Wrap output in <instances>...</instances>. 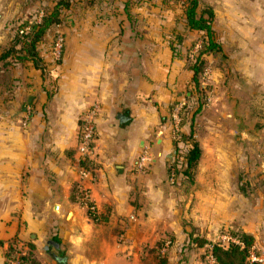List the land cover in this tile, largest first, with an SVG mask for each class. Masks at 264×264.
Masks as SVG:
<instances>
[{
  "label": "crops",
  "instance_id": "obj_1",
  "mask_svg": "<svg viewBox=\"0 0 264 264\" xmlns=\"http://www.w3.org/2000/svg\"><path fill=\"white\" fill-rule=\"evenodd\" d=\"M224 2L230 26L218 25L221 51L206 56L209 100L181 127L193 131L200 155L192 179L174 184L166 168L171 108L199 95L185 50L172 51L160 17L140 18L136 29L124 5L108 16L87 9L50 28L37 45L40 61L7 58L13 86L0 93V264L10 241L38 264H203L205 244L225 231L250 237L264 264V0ZM32 4L41 1L0 0V43L8 21L26 18ZM56 28L65 35L62 55L44 69ZM95 103L92 178L81 182L92 216L75 188L81 116ZM146 148L152 159L138 172Z\"/></svg>",
  "mask_w": 264,
  "mask_h": 264
},
{
  "label": "trees",
  "instance_id": "obj_2",
  "mask_svg": "<svg viewBox=\"0 0 264 264\" xmlns=\"http://www.w3.org/2000/svg\"><path fill=\"white\" fill-rule=\"evenodd\" d=\"M97 1L100 0H56L51 9L42 15L39 22L29 25L30 27L28 30H23L22 32H20V30L25 27V23H20L13 38L11 39L10 45L0 54V61H2L5 66V69L3 71H0V93H2L3 95V92H5L6 95H9V93H11L12 91L13 79L9 70L6 69V67L8 66V62L6 61L7 58H15L18 61H24L28 59L27 56L29 55L31 56L30 58L34 63L40 61L38 57L37 45L43 40V38L46 36L53 25H58L62 22V11L72 9L75 4H82L83 8H89L93 6ZM169 1H172V3H178L177 1L182 3V16L186 24L185 26L189 30L203 32V36L200 40L199 48L197 50V55L190 65L193 70L194 87L199 94L202 91V87L198 80V74L203 69L206 56L221 51V44L216 40L215 31L212 26L214 20V11L209 5L201 7L200 0H163L162 3H168L170 6L171 3ZM27 25L28 23L26 22V26ZM63 36L65 39L64 33ZM51 41L53 42V39ZM170 47L175 53V44L170 43ZM57 64L58 61H54L51 57L49 63H44L43 66L44 69H49L51 65ZM172 144L173 149L178 154L177 160L180 161V166L178 167L176 165V172L181 176L186 175L188 178H190L194 172L196 162L200 155L199 146L193 138V131L191 130L189 134H185L181 130L180 141L178 142V144L172 141ZM238 235L244 242V247L231 245L227 249H223L220 247L214 248V252L219 263L231 264L232 260L226 262L224 259H221L218 253L227 257L240 255L239 264L243 263V260L246 256L247 247L251 245V239L250 237L243 234L238 233ZM11 252L12 251L9 249L7 252V256L11 255ZM27 259L29 260V264H38L36 261L31 259L30 256H27Z\"/></svg>",
  "mask_w": 264,
  "mask_h": 264
},
{
  "label": "rangeland",
  "instance_id": "obj_3",
  "mask_svg": "<svg viewBox=\"0 0 264 264\" xmlns=\"http://www.w3.org/2000/svg\"><path fill=\"white\" fill-rule=\"evenodd\" d=\"M41 4H32L29 7V12H27V16L26 18L22 17V16H18L16 17V19H13L11 22L8 21L7 27L10 28L8 31L7 36L5 37L4 41H2L3 45H0V51H3L4 49H6L11 42V39L13 38L18 25L21 23H25L26 26V22L28 23V25L33 24V23H37L39 22V20L41 19L42 15L44 13H46L48 10L51 9V7L54 5V2L56 0H40ZM111 0H100L97 1L96 3H94L93 6L86 8L82 6V4H75L74 7L70 10H63L62 11V22H65V18L68 16V18L72 17V16H78L80 13H86V10L90 9L89 12H94L96 16L103 14V15H113L118 7H121L120 5H124L125 6V14L127 16L128 19V23L131 22L133 23L132 27H136V29L138 28V26H140L138 24L139 19L143 18V17H149L150 15H155L160 17L163 21H165V24L163 26H165V28H162V31L165 30L164 33L168 34V40L170 41V43H174L175 44V50L177 52L178 49H184L185 50V56L187 61L190 63V65L192 64L193 60L195 59L196 55H197V49L196 46L199 45L200 40L203 36V32L200 31H195V30H189L186 28V26L184 27V25L181 23L183 22V16H182V3L177 1L178 3H172V1H169L171 4L169 6L168 3H162L163 0H115L117 2H119V4H115L117 5L114 6L113 3L110 2ZM225 0H200V6H205V5H209L214 13H215V17L213 20V27H214V31H215V38L218 41V37L216 36V30L220 31V27L222 26L223 29H227L230 26L229 21V17L231 15L230 10L231 8L229 6L225 5ZM14 3V2H13ZM75 3V2H74ZM29 4V3H27ZM19 7L21 6V4L18 5ZM18 8H16V10L14 9V7H10L11 10H15L17 11ZM25 12L26 14V8L25 9H21L18 11H22ZM10 9L9 7L6 8L5 12H9ZM72 12V13H70ZM88 12V13H89ZM74 13V14H73ZM11 14V13H10ZM41 15V16H40ZM72 15V16H71ZM217 15V18H216ZM176 17V25L172 24V22H168L170 17ZM181 23V24H180ZM184 23V22H183ZM221 23V24H220ZM27 25V26H28ZM57 26V25H53ZM57 31H61L59 30V28H56L53 32V35L55 36ZM62 32V31H61ZM63 33V32H62ZM54 39V37L52 38ZM52 42V41H51ZM219 42V41H218ZM185 45V46H184ZM51 51V45L49 47V54ZM19 55V54H16ZM51 56V54H50ZM52 57V56H51ZM60 60H58L59 62ZM204 65H203V69L202 71L198 74V80L199 83L202 87V91L198 94V98H194L191 100L190 104H186L184 106V109L180 112V125H184V121H186L188 116H194L195 114H197L201 108L202 105H204L206 102H208L207 100V94L204 91V83L207 82L208 80V76L210 74L209 71H211V65L213 63L209 62L208 60L204 61ZM14 63V62H11ZM13 66V65H11ZM5 69V66L2 65V67H0V69ZM6 69L8 70L9 68L6 67ZM208 85V84H207ZM200 105V107H199ZM24 114L22 117V123L23 121L26 120V103H24ZM185 119V120H184ZM23 125V124H22ZM194 174V172H193ZM193 174L190 178H188L186 175H179V179H192ZM18 238V237H17ZM17 241H10L9 242V249L12 250V246L15 245L14 243ZM218 255L221 257V259H224L226 262L231 261V264H239L240 261V255H233L231 257H227L225 255L219 254ZM27 256H30L31 259L34 260L32 254L30 255V253L27 254ZM36 261V260H34ZM221 264V263H220ZM242 264H249L248 262V249L246 250V256L245 259L243 260Z\"/></svg>",
  "mask_w": 264,
  "mask_h": 264
},
{
  "label": "built area",
  "instance_id": "obj_4",
  "mask_svg": "<svg viewBox=\"0 0 264 264\" xmlns=\"http://www.w3.org/2000/svg\"><path fill=\"white\" fill-rule=\"evenodd\" d=\"M41 16V15H40ZM29 25L25 26L20 32L23 30H28ZM65 44V39L63 33L61 31H57L53 42L51 44V51L50 54L54 61H58L62 55V49ZM199 48V45L196 46ZM198 50V49H197ZM207 100H209L207 98ZM186 105V101L179 100L172 105L171 108V138L172 141L178 142L181 138V125H180V112L184 109ZM99 112V105L93 104L88 107L81 116L80 128H79V135H78V145H77V152L79 154V184L76 185V194H77V201L82 205L85 206L90 215H94L95 207L90 201V196L88 192V188L83 187L81 182L86 179H91L92 174L91 170L89 169V164L92 160L93 156V149H94V142L96 139V118ZM23 125H26V120L23 121ZM178 154L173 149L171 153L167 157L166 166L168 168V176L167 179L170 184H174L179 179V174L176 172V165L180 166V161L177 160ZM152 154L146 148L140 154L136 162V170L138 172H142L147 164L151 161ZM179 162V163H178ZM12 247L11 255L7 256L6 264H29V260L27 259V253L24 250L25 248L19 244L18 242L14 243ZM171 242L166 240L162 246L159 248L161 254H165L168 250ZM231 245H238L239 247H244L245 244L241 240L240 236L236 232L232 231H225L222 232L219 238L216 241H210L205 244L204 250V262L203 264H220L216 258L214 248L220 247L223 249L229 248ZM248 249V262L249 264H261L263 259L256 253L254 247L249 245Z\"/></svg>",
  "mask_w": 264,
  "mask_h": 264
}]
</instances>
